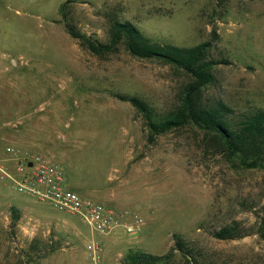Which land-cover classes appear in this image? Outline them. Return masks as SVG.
Returning <instances> with one entry per match:
<instances>
[{"label": "rangeland", "instance_id": "374dc122", "mask_svg": "<svg viewBox=\"0 0 264 264\" xmlns=\"http://www.w3.org/2000/svg\"><path fill=\"white\" fill-rule=\"evenodd\" d=\"M112 14L157 43L211 41L207 59L220 63L203 89L204 104H224L233 119L264 110V0H0V148L28 155L15 146L22 131L47 130L56 144L51 160L71 190L143 220L136 236L116 230L96 237L79 219L0 180V264H83L92 239L102 245V264H123L130 249L166 253L174 235L202 253L201 264H264L257 234L212 237L233 221L252 229L264 215V171L228 162L189 125L150 141L141 114L119 99L137 98L161 117L176 109L189 77L122 46L96 57L65 32L68 22L107 43ZM10 79L23 83L10 87ZM11 208L19 211L15 225Z\"/></svg>", "mask_w": 264, "mask_h": 264}, {"label": "trees", "instance_id": "16d2710c", "mask_svg": "<svg viewBox=\"0 0 264 264\" xmlns=\"http://www.w3.org/2000/svg\"><path fill=\"white\" fill-rule=\"evenodd\" d=\"M70 3L71 1H65L59 6L64 20V11ZM64 28L81 49L96 57L115 53L122 46L134 58L157 61L180 69L189 77L176 109L161 117L155 116L144 101L134 97H119L120 100L129 102L141 114L150 141L157 135L189 125L209 136V144L219 148L228 162L239 168L264 171V110L245 112L233 119L228 116L230 110L224 104L207 106L202 101L203 89L213 83V69L220 63L207 59L211 41L188 48L157 43L143 35L134 24L129 21L122 22L114 14L108 19L107 43L94 41L68 22H64ZM211 37L215 40V31L211 32ZM11 215L12 224L15 225L19 211L11 208ZM250 234H257L264 240V215L256 221L252 229H244L239 222L233 221L214 231L212 237L226 241ZM50 252L52 249L44 250L40 257H45ZM202 256L200 251L187 244L179 235H174L173 246L166 253L154 255L130 249L123 257V264H201Z\"/></svg>", "mask_w": 264, "mask_h": 264}, {"label": "built area", "instance_id": "2783aa9c", "mask_svg": "<svg viewBox=\"0 0 264 264\" xmlns=\"http://www.w3.org/2000/svg\"><path fill=\"white\" fill-rule=\"evenodd\" d=\"M10 165H14V170ZM0 180L7 182L19 195L46 203L58 212L79 219L96 237L116 230L133 237L143 226V220L137 214L113 209L71 190L60 165L41 156L20 155L10 146L0 148ZM102 251L101 243L92 239L83 264H102Z\"/></svg>", "mask_w": 264, "mask_h": 264}, {"label": "crops", "instance_id": "0c3cea01", "mask_svg": "<svg viewBox=\"0 0 264 264\" xmlns=\"http://www.w3.org/2000/svg\"><path fill=\"white\" fill-rule=\"evenodd\" d=\"M23 83L21 79H18L17 81H13L10 79L9 86L13 87L15 83ZM28 98V97H27ZM27 98H22L26 99ZM17 99V98H16ZM24 105V101H21ZM13 103L12 101H7L6 109H13ZM27 115L29 116V112H27ZM39 122V120H38ZM55 142L52 140L51 133L47 130H43L37 126L34 127V129H29L28 131H22L21 133V141L20 143L15 146L19 147V149L23 153H28V155H36L44 157L45 159L52 161L56 146ZM27 155V154H25ZM68 185V184H67ZM69 186V185H68ZM108 196L111 197V200L114 201V194L109 191ZM106 196V197H108ZM117 209V208H116Z\"/></svg>", "mask_w": 264, "mask_h": 264}, {"label": "water", "instance_id": "95a60500", "mask_svg": "<svg viewBox=\"0 0 264 264\" xmlns=\"http://www.w3.org/2000/svg\"><path fill=\"white\" fill-rule=\"evenodd\" d=\"M29 166H30V164H29Z\"/></svg>", "mask_w": 264, "mask_h": 264}]
</instances>
